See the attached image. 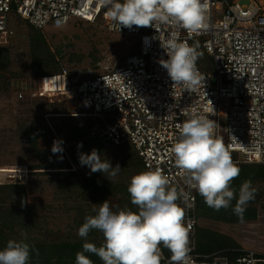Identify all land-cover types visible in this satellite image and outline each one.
<instances>
[{"label":"built area","instance_id":"1","mask_svg":"<svg viewBox=\"0 0 264 264\" xmlns=\"http://www.w3.org/2000/svg\"><path fill=\"white\" fill-rule=\"evenodd\" d=\"M248 1L240 5L238 0H206L207 26L190 33L163 21L119 30L100 0H0V48L10 42L11 12L38 30L61 28L76 19L134 39L136 50L101 74L74 80L61 67L38 76L16 96L73 102L80 115L96 121L95 137L104 148L129 147L145 171L160 169L170 188L186 193V203L183 196L176 201L185 208V224H191L186 264H264L252 251H241L232 262L217 253L197 252L198 192L188 185L187 174L176 166L171 152L180 126L192 116H205L218 124L215 135H224L226 148L236 155L235 164H264V0ZM172 33L189 46L196 39L211 58L213 73L196 63L201 77L196 85L174 84L160 63L168 59L161 45ZM161 260L174 264L163 255Z\"/></svg>","mask_w":264,"mask_h":264},{"label":"rangeland","instance_id":"2","mask_svg":"<svg viewBox=\"0 0 264 264\" xmlns=\"http://www.w3.org/2000/svg\"><path fill=\"white\" fill-rule=\"evenodd\" d=\"M238 3L247 5L249 1ZM9 19L10 42L0 48V168L9 170H0V183L19 185L5 194V201L17 208L19 217L14 237L17 242L85 240L78 235V229L86 216L97 214L93 208L98 211L105 200L110 208H127L125 193L115 189H127L131 178L139 174L126 165L133 152L129 147L97 149L102 160H109L113 167L119 164L121 170L114 178L101 172L92 173L89 167L80 164L81 152L74 145L95 138L96 121L79 115L77 105L65 98L18 99L16 91L33 83L38 74L57 72L58 67L65 68L74 80L101 74L134 52L136 43L133 38L126 39L98 23L74 19L61 28L39 30L37 41L43 44L40 57L47 62L32 63L30 45L35 30L13 12ZM197 42L195 39L191 46L199 53L196 63L213 73L211 58ZM210 80L215 84L213 77ZM79 129L88 133L74 138ZM25 131L31 133L30 137L40 133L34 145L28 142ZM220 138L225 143L223 134ZM58 140L63 141V151L53 154V142ZM50 162L67 168H41L43 163ZM92 174L103 183L99 192L93 193L78 184L89 180ZM251 183L257 189L251 202L256 209L254 220L230 223L199 219L198 226L227 236L241 251H252L264 259V181ZM85 241L103 244V233L92 230Z\"/></svg>","mask_w":264,"mask_h":264},{"label":"clouds","instance_id":"3","mask_svg":"<svg viewBox=\"0 0 264 264\" xmlns=\"http://www.w3.org/2000/svg\"><path fill=\"white\" fill-rule=\"evenodd\" d=\"M100 2L109 7L107 15L119 30L121 26L129 29L134 25L149 27L156 21L179 25L190 33L207 26L206 0ZM172 37L161 45L167 49L168 59L160 63L174 84L196 85L201 79L196 68L199 53L188 44L177 42L176 33H172ZM217 126L208 117L192 116L180 126V137L171 152L176 166L187 174L188 185L204 198L207 206L215 211L228 209L236 199L232 211L243 221L245 208L254 200L257 189L252 187L250 180L245 181L237 198L231 183L239 176L240 168L233 162L223 140L215 135ZM62 143L59 140L53 142V154L63 151ZM79 162L89 167L92 173L101 172L111 178L121 170L119 164L113 167L109 160H102L96 149L90 154L81 153ZM127 191L138 212H115L107 200L100 204L98 211L93 208L97 214L85 217L78 235L86 240L92 230H99L104 242L99 247L91 242L83 243V250L76 253L75 264H93L85 253L95 254L103 264H161V244L172 253L174 264H186L191 224H185V208L176 201L183 196L186 203L187 194L183 191L178 194L175 188H170L168 178L158 168L134 175ZM29 260L30 246L23 241L9 240L0 250V264H28Z\"/></svg>","mask_w":264,"mask_h":264},{"label":"trees","instance_id":"4","mask_svg":"<svg viewBox=\"0 0 264 264\" xmlns=\"http://www.w3.org/2000/svg\"><path fill=\"white\" fill-rule=\"evenodd\" d=\"M32 30H35L31 35V45H30V54L32 63L44 62L46 59H42L40 57L42 43L37 41L40 36V31L31 27ZM47 62V61H46ZM61 67L56 68L59 72ZM55 73V72H54ZM49 74V73H45ZM42 74H38L40 76ZM37 76V77H38ZM79 132L75 134L74 138H78L79 136H85L88 131L87 130H78ZM26 132V131H25ZM90 132V131H89ZM40 133H36L30 137L31 133L26 132L28 142L31 145H34V140ZM82 144V147H78V145ZM103 146L99 142V140L95 137L94 139H88L81 141L74 145V148L80 150L81 153L90 154L93 149H99ZM132 151V149H131ZM133 152V151H132ZM72 153V152H70ZM232 159L234 160L236 157L231 154ZM130 169L137 171L139 173L144 172V168L133 152L132 156L128 158V163L126 164ZM240 168V174L237 178H235L231 187L235 189L236 196L238 198L239 188L243 182L250 180L251 182L255 180L264 181V164L263 165H255V164H236ZM48 169H57V168H67L60 165V163H43V167ZM0 170L7 171L9 168L1 167ZM56 172V171H55ZM70 172V171H69ZM81 186L84 185L87 189L93 193L99 192L101 185L103 184L101 180H97L94 178L93 174L89 178V180L84 181V183H78ZM19 188L17 184H3L0 183V250H3L7 246V242L9 240H17L14 237L15 234V226H17V221L19 220L17 214V208L11 204H8L5 201L6 193H12V190H16ZM116 192H123L126 195L128 203L127 208L115 207L111 208L113 211L118 212L120 210H130L134 213L138 212V207L131 203V197L126 188L115 189ZM253 201V200H252ZM250 201L243 214V221L254 220L256 217V209L255 206L251 204ZM236 204V199H233L231 202L232 207ZM232 207L228 209L221 208L219 211H215L206 205L204 198L198 193L196 198V209L197 216L199 219H208V220H217L221 222H230V223H238L241 221L232 211ZM96 215L94 213L92 216ZM85 222V218L83 219ZM20 225V224H18ZM25 228V225H23ZM20 242V241H18ZM23 242L29 244L30 246V260L28 264H75L76 253L83 250V243L90 242L85 241L83 239H75L72 241L62 240L56 242H48L46 240H23ZM94 243V242H91ZM97 247L102 244L94 243ZM238 244L233 241L231 238L215 233L209 229L203 227H197L196 230V250L202 254H212L217 253L221 256L228 257L229 261L232 262L234 258L241 252ZM161 253L166 258H171L172 253L164 247L162 244L160 245ZM92 261L93 264H103V261L100 260L98 256L92 253H85ZM161 264H164L163 260H161Z\"/></svg>","mask_w":264,"mask_h":264},{"label":"bare ground","instance_id":"5","mask_svg":"<svg viewBox=\"0 0 264 264\" xmlns=\"http://www.w3.org/2000/svg\"><path fill=\"white\" fill-rule=\"evenodd\" d=\"M80 115V114H79Z\"/></svg>","mask_w":264,"mask_h":264}]
</instances>
